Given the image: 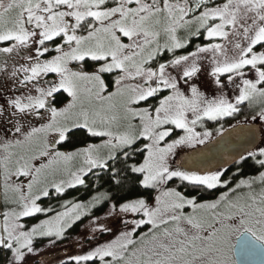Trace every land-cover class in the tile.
<instances>
[{"label":"snow or ice","instance_id":"6c2138e0","mask_svg":"<svg viewBox=\"0 0 264 264\" xmlns=\"http://www.w3.org/2000/svg\"><path fill=\"white\" fill-rule=\"evenodd\" d=\"M0 45L12 82L0 97V264H31L37 240L64 239L100 208L94 233L113 231L108 217L124 227L75 264H242L264 253V145L234 161L258 166L244 178L176 161L223 135L207 121L264 124V0H0ZM100 180L128 195L99 191ZM93 185L87 202L42 204Z\"/></svg>","mask_w":264,"mask_h":264},{"label":"water","instance_id":"95a60500","mask_svg":"<svg viewBox=\"0 0 264 264\" xmlns=\"http://www.w3.org/2000/svg\"><path fill=\"white\" fill-rule=\"evenodd\" d=\"M262 141L260 125L239 124L229 128L208 142L207 145L190 150L179 157V162L193 170H215L220 167L226 170L234 166V162L246 149H255ZM242 264H264V253L250 257H238Z\"/></svg>","mask_w":264,"mask_h":264},{"label":"trees","instance_id":"16d2710c","mask_svg":"<svg viewBox=\"0 0 264 264\" xmlns=\"http://www.w3.org/2000/svg\"><path fill=\"white\" fill-rule=\"evenodd\" d=\"M240 122V124H244V121H249V124L252 123H256L259 124L260 127H262L261 125H263L261 122L258 121H251L250 117L248 119L245 118L244 114H238L235 117H230L222 122L223 126H224V131L233 127V125H236L237 122ZM258 166H253V163L251 162V160L245 161L242 165H237L235 164L234 166H232L229 169H226V178H231L233 176L234 173L237 172L238 168L241 169V178H244L246 176H250L253 174H256V168ZM93 179L94 178H90L89 179V184L92 185L93 183ZM99 185V191L101 192H110L114 197H120V196H127L128 195V188L125 187L122 190L117 191L115 188H111L107 183H105L103 180H100L97 182ZM175 185L173 183H171L172 186ZM97 194V187L95 185L85 188V187H77L74 189H69L67 190V192L61 196V197H57V196H52L50 199H43L42 204L43 206H53V207H59V205L66 201V200H70V201H75V202H87L92 195ZM218 194V193H217ZM202 198H214L209 196L207 193H202L201 194ZM104 212L105 209L104 208H100L98 210H93V213L91 216H84L82 217L81 221L77 222L71 229H69V232L71 235L73 236H68L65 238V241L69 240V241H73L75 238H78L79 243V251L81 249H83L84 247H86L88 245V243H96L99 240H101L103 238V236H105L106 233H100L97 232L94 236L95 238L93 239V235H89V230L88 226H92L91 224V220L95 217V216H104ZM52 214V213H50ZM42 218V216L40 217ZM31 219V218H30ZM113 221V219L111 217H108L107 219H101L100 222H104V221ZM35 222H38L35 221ZM122 227L123 224H120ZM67 252H71V250H67ZM74 251H72L71 253H73ZM70 253V255H71ZM91 264V262H89ZM34 264H39V262H36Z\"/></svg>","mask_w":264,"mask_h":264},{"label":"rangeland","instance_id":"374dc122","mask_svg":"<svg viewBox=\"0 0 264 264\" xmlns=\"http://www.w3.org/2000/svg\"><path fill=\"white\" fill-rule=\"evenodd\" d=\"M195 39V38H194ZM196 41V40H195ZM195 43H207V41L203 40V37H201L200 39H197V41ZM2 46V45H0ZM0 60H3V57L0 56ZM11 61L9 62V64L11 65ZM19 63H23V61H19ZM249 75L251 76L252 74L249 73ZM222 79H224L222 77ZM226 82V81H225ZM12 82L10 80H7L4 78L3 74H0V97H2L3 95H10L11 93L8 92V89L11 87ZM215 91L214 86L212 88L207 89V94L209 96H211ZM225 91L229 94V97L231 98L232 95H234V91L233 88L231 86H229L228 88L225 89ZM0 102H3L2 99H0ZM243 107V106H242ZM210 123H213L212 125H208L206 124V126L210 129V130H214L216 127H219L218 123H214L213 121H208ZM244 124H249V121H244ZM262 127H260L261 130V136L262 139L264 138V124L261 125ZM203 129L197 128V131H202ZM215 135V134H214ZM64 150V149H61ZM3 153L0 152V156H2ZM176 161L178 162V155L176 156ZM179 181L176 183L178 184ZM175 184V185H176ZM172 185V186H175ZM55 196V195H53ZM52 197V196H51ZM50 197V198H51ZM49 198V199H50ZM44 199H48V198H44ZM5 205H4V200H3V189L2 186H0V211H2L4 209ZM54 209L60 210V205L59 207H53ZM54 213L49 215H53ZM46 218L44 216H42L41 219ZM113 219V218H112ZM105 224L108 227H112L113 231L112 232H107L108 234H106L105 236H103V238L101 240H99L96 243H88V245L86 247H84L83 249H81L79 251V241L78 238H75L73 241H65V238L68 236H73L70 234L69 230L68 232L65 234V238L62 240H57L55 243H50L48 238L45 239H41V240H37L34 244V246L38 249L37 254L33 255L31 257V264H34L36 262H39V264H75V261H73L71 258L75 255H83L86 254L87 251L91 250V248L97 246V244L99 243H104L110 239H114L115 235H117L119 233L120 230L123 229V227L120 225V223H117L114 219L113 221H104V222H100ZM95 226H88L89 230V235H95L97 232H93V228ZM146 230V229H144ZM234 243V241H233ZM71 250L74 251L73 253L71 252H67V250ZM71 253V255H70ZM90 264V263H89Z\"/></svg>","mask_w":264,"mask_h":264},{"label":"flooded vegetation","instance_id":"af4514ba","mask_svg":"<svg viewBox=\"0 0 264 264\" xmlns=\"http://www.w3.org/2000/svg\"><path fill=\"white\" fill-rule=\"evenodd\" d=\"M197 41V39H194V41H193V43H195L196 41ZM190 48L192 47V45H190L189 46ZM228 118H230V117H228ZM228 118H225L224 120H226V119H228ZM223 120V121H224ZM220 122H222V121H220ZM219 122V123H220ZM214 123H217V122H214ZM219 123H218V125H219ZM206 124H208V125H212L213 123H210V122H206ZM216 137H218V136H216V135H214V137H213V139L214 138H216ZM212 139V140H213ZM211 141V140H210ZM209 141V142H210ZM259 145H264V138L262 139V141H261V143L259 144ZM198 147H200L199 145L196 147V148H198ZM193 149H195V148H181V149H178L177 150V155H178V162H179V157L182 155V154H184V153H186V152H188V151H190V150H193ZM224 172H225V175H226V170H223ZM178 181H173V182H170V184L169 185H171V183H173V184H176ZM189 191L191 192L192 190L191 189H189ZM202 194V193H201ZM201 194H200V197H201ZM234 243H235V241H234Z\"/></svg>","mask_w":264,"mask_h":264}]
</instances>
